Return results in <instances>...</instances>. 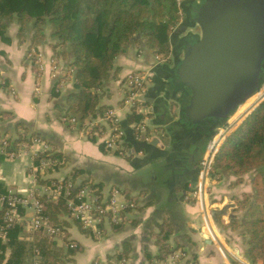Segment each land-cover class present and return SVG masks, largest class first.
I'll list each match as a JSON object with an SVG mask.
<instances>
[{"label": "crops", "instance_id": "0c3cea01", "mask_svg": "<svg viewBox=\"0 0 264 264\" xmlns=\"http://www.w3.org/2000/svg\"><path fill=\"white\" fill-rule=\"evenodd\" d=\"M187 2L184 0L181 4L180 18L171 33V44L192 30L184 10ZM9 25L6 30L8 41L0 39V111L9 114L0 118V131L22 121L27 131L21 130V134H36L43 143L17 148L13 155H4L0 147V182L4 190L21 196H28L30 191L43 195L41 186L45 182L37 181L39 184L33 188L30 168L36 163V155L59 152L64 156L63 164L48 171L45 178H69L74 190L84 180H89L98 187L102 200L109 198L112 188L118 191L114 198L120 217L116 222L109 218L99 222L98 235L94 228L84 227L66 213L60 216L64 222L63 233L55 236L58 246L66 249L71 248L70 243H75L73 248H77L72 261L66 264H105L107 256L122 249L125 242L129 245L126 257L113 264H172L168 257L177 248L192 253L197 264L250 263L244 236L220 224L239 216L240 211H234L235 199L243 194L252 195L256 170L242 174L238 183L234 181L235 175L221 171L217 180L209 183L210 188L203 194L201 202L185 199L189 186L198 179L199 159L206 149L185 139L180 131L170 133L164 127H157L159 132L154 133L148 129H135L134 124L140 121L152 127L150 116L145 112L148 99L155 82L163 79L170 70L171 59L167 62L156 58L145 47L139 33L134 35L140 38H131L115 56L112 73L97 92L100 93L99 103L116 111L123 138L120 149H106L101 142L109 135L108 127L103 136L91 140L83 138L76 129L60 120L68 100L74 98L78 90L74 70L69 65L70 56L62 55L60 48L51 46L55 38L50 25H43L44 37L34 47L41 54L40 65L30 47L28 50L30 26L25 41L19 43L16 21ZM133 71H144L149 77L143 88L145 98L139 99L144 104L143 109L138 110L143 116L136 123H126L129 107L119 105V100L124 96V78ZM256 99L257 95L242 104L231 119L239 120L240 114L255 104ZM153 136L159 137L162 145L153 143ZM72 173L76 175L71 177ZM19 213L24 232L18 237L30 240L32 234L26 222L33 216L34 207L22 206ZM164 234V242L173 249L158 256L157 240ZM65 237L71 241L63 240ZM10 253L11 249L6 247L2 263ZM21 264H32V261L26 256Z\"/></svg>", "mask_w": 264, "mask_h": 264}, {"label": "trees", "instance_id": "16d2710c", "mask_svg": "<svg viewBox=\"0 0 264 264\" xmlns=\"http://www.w3.org/2000/svg\"><path fill=\"white\" fill-rule=\"evenodd\" d=\"M179 18L176 0H0V39L8 41L7 27L16 21L19 25L17 38L23 42L26 39V26L31 23L35 31L30 37V45H36L44 37L43 25H50L52 37L55 38L51 46L53 49L60 48L62 55L70 56L69 65L74 70L78 90L76 96L68 100L65 113L84 120L101 116L108 109L109 106L99 103L100 93L97 90L110 77L115 56L134 34L139 33L145 47L160 59L170 61L171 33ZM261 79H264V72ZM119 105L126 106L122 99ZM6 115L9 114L0 111V118ZM142 116L143 113L135 106L129 107L125 121L136 123ZM24 125V122L18 121L10 129L0 131V137L7 140L4 155L15 152L19 143L28 145L31 136L39 137L32 133L21 134V130H26ZM96 134L94 132L90 139L94 140ZM41 157L56 159L50 171L63 164L64 156L59 152H44L36 156L35 161ZM213 168L216 175L221 171L235 175V183L241 181L242 174L256 170L252 179V195L243 194L235 199L234 211L245 210L243 221L232 218L231 222L220 225L232 230L241 229L248 260L251 264H264V100L224 138L214 155ZM75 175L72 173L71 177ZM48 179L39 178L38 182ZM86 182L89 180H84L80 185ZM0 195L7 197L1 182ZM37 198L39 214L50 225L62 227L64 219L60 216L67 214L65 198H52L44 194ZM8 207L5 200L0 203V264H21L26 256L32 264L34 261L37 264H66L72 261L77 248L62 249L44 227L31 231L30 240L19 238V233L24 232L22 222L6 223ZM164 239L165 234L157 240L158 256L173 249ZM63 240L71 241L66 237ZM123 245L122 249L107 256L105 264H113L126 257L129 245L127 242ZM6 247L11 249V253L2 263ZM190 256L195 259L192 253Z\"/></svg>", "mask_w": 264, "mask_h": 264}, {"label": "water", "instance_id": "95a60500", "mask_svg": "<svg viewBox=\"0 0 264 264\" xmlns=\"http://www.w3.org/2000/svg\"><path fill=\"white\" fill-rule=\"evenodd\" d=\"M185 13L197 30L171 44L170 70L155 82L145 112L155 128L180 131L207 149L264 81V0H188ZM152 142L162 145L157 136Z\"/></svg>", "mask_w": 264, "mask_h": 264}, {"label": "built area", "instance_id": "2783aa9c", "mask_svg": "<svg viewBox=\"0 0 264 264\" xmlns=\"http://www.w3.org/2000/svg\"><path fill=\"white\" fill-rule=\"evenodd\" d=\"M184 0H176L179 12L181 4ZM30 52L35 56V61L39 65V59L41 54L34 48L30 49ZM156 58L159 57L156 55ZM73 70L71 69V72ZM149 75L144 71H133L128 73L124 78V104L128 107H136L138 110H142L144 104L139 100V95L143 94L144 84L148 81ZM264 97V85L258 93V99ZM60 120L66 123L70 128L76 129L77 132L85 138L91 137L93 133L97 137L103 136L106 133V128L109 129V135L103 140V145L106 149H120L122 145L123 131L119 123L118 116L114 109L108 108L103 112V115L94 117L91 119L78 120L72 115L63 113ZM135 129H148L149 132H157L155 127H148L144 121L134 124ZM227 130V127L220 129L219 134L213 139L211 145L206 149L204 155L200 159L198 166V179L196 183L189 186L188 192L184 196L185 199L192 201L202 200V196L207 192V187L210 185V181L216 178L213 168V160L216 151L218 150V141L221 134ZM159 132V131H158ZM24 135V134H23ZM43 143V140L36 136L30 137L28 145L19 143L18 148L29 147L31 144ZM7 144L5 137H0V147L4 149ZM13 155V152L10 153ZM38 156V155H36ZM56 159L52 157H41L32 164L30 172L33 179V188L39 184L37 181L39 178H45V174L50 171L49 169L54 166ZM42 193L46 196L56 198L62 196L65 198L67 215L73 219L78 220L84 227H92L95 230L96 235L99 234L97 224L104 218H109L111 221L116 222L120 217V211L116 206L114 195L118 192L116 188H112L111 194L107 200H102L99 197V189L91 182H86L80 185L74 190L73 181L69 178L61 180H48L42 186ZM38 193L30 191L28 196H21L17 193L9 191L7 197L0 195V203L4 200L9 206L5 221L7 224H11L14 221H22V216L18 212V207L32 206L34 207V214L29 221L26 222L28 229L31 231L37 230L40 227H44L48 234L52 236H58L63 233L61 226H52L46 221L44 217L39 214V200ZM75 243H70L69 247H75ZM233 257H236L235 255ZM169 260L172 264H197L189 252L183 249H175L169 255ZM237 258V257H236ZM33 264H37L34 261ZM95 264H100L96 262ZM250 264V263H243Z\"/></svg>", "mask_w": 264, "mask_h": 264}, {"label": "rangeland", "instance_id": "374dc122", "mask_svg": "<svg viewBox=\"0 0 264 264\" xmlns=\"http://www.w3.org/2000/svg\"><path fill=\"white\" fill-rule=\"evenodd\" d=\"M16 26H17V31H18V29H19V25H18V23L16 22ZM10 26V25H9ZM28 26H30V28H29V30H28ZM7 29H8V27H7ZM192 30H197V28L196 27H193V28H191ZM31 32V35L34 33V31H35V29L33 28V26H32V24L31 23H29L27 26H26V33L27 32ZM25 33V34H26ZM26 37V36H25ZM43 39V38H42ZM25 41V40H24ZM23 41V42H24ZM18 42L19 43H23V42H20L19 40H18ZM30 43L31 42H29V45H28V50H29V47H30V49L31 48H34V47H36V45H30ZM35 49V48H34ZM32 61L34 60V59H31ZM39 63H41V57H40V59H39ZM263 85H264V81L260 84V89L261 88H263ZM121 99L124 101V96L123 97H121ZM260 99H262V102H263V100H264V97H262V98H260ZM259 99H258V94H257V99H256V101H255V104H256V106L258 105V101ZM123 104H124V102H123ZM255 104H252V105H250V107L247 109V111L244 113H242V114H240V118H239V120H232L231 118V116L228 118L229 120H230V125L227 127V130H226V132L227 131H229L230 129H235L236 128V126L241 122V120L254 108V107H256V106H254ZM234 115V114H233ZM243 116V117H242ZM83 138H85V137H83ZM96 138H97V136H96ZM87 139H90V137H88ZM224 140V139H223ZM219 142V141H218ZM223 143V142H222ZM39 159V158H38ZM37 159V160H38ZM252 170H255V169H251V170H249V171H252ZM216 178H214V179H212L211 181H210V183L211 182H214L215 180H217V178H218V174L215 176ZM210 188V186H208L207 187V191H208V189ZM240 212H238L239 213V216L238 217H236L237 219H238V221L239 222H242L243 221V216L245 215V210H239ZM228 222H231V220L229 221L228 220ZM228 222H226V223H228ZM230 229V228H229ZM230 230H232V229H230ZM233 232L235 231V232H238L239 234H241V229H235V230H232ZM241 236H242V234H241ZM244 239H245V237H244Z\"/></svg>", "mask_w": 264, "mask_h": 264}]
</instances>
